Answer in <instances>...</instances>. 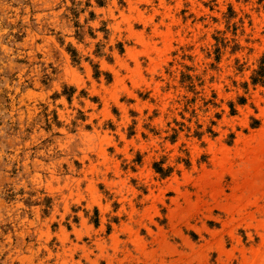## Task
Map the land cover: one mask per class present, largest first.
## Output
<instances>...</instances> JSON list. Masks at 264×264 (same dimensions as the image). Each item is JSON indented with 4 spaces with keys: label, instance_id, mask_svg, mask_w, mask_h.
<instances>
[{
    "label": "rangeland",
    "instance_id": "rangeland-1",
    "mask_svg": "<svg viewBox=\"0 0 264 264\" xmlns=\"http://www.w3.org/2000/svg\"><path fill=\"white\" fill-rule=\"evenodd\" d=\"M0 264H264V0H0Z\"/></svg>",
    "mask_w": 264,
    "mask_h": 264
}]
</instances>
